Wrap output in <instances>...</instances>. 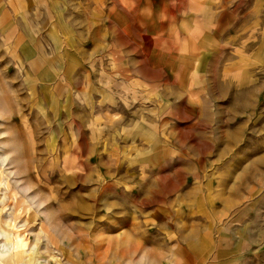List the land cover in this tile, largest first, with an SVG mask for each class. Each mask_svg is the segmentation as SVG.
Wrapping results in <instances>:
<instances>
[{"label": "rangeland", "instance_id": "1", "mask_svg": "<svg viewBox=\"0 0 264 264\" xmlns=\"http://www.w3.org/2000/svg\"><path fill=\"white\" fill-rule=\"evenodd\" d=\"M244 3L0 0L13 264H264V69L238 52Z\"/></svg>", "mask_w": 264, "mask_h": 264}, {"label": "crops", "instance_id": "2", "mask_svg": "<svg viewBox=\"0 0 264 264\" xmlns=\"http://www.w3.org/2000/svg\"><path fill=\"white\" fill-rule=\"evenodd\" d=\"M245 2L243 15L238 12V17L233 18L235 22H243L245 33L244 47L238 49V52L244 55V69H264V0H245ZM237 8L232 6L231 12H237Z\"/></svg>", "mask_w": 264, "mask_h": 264}, {"label": "bare ground", "instance_id": "3", "mask_svg": "<svg viewBox=\"0 0 264 264\" xmlns=\"http://www.w3.org/2000/svg\"><path fill=\"white\" fill-rule=\"evenodd\" d=\"M0 157H3V153L0 155ZM3 162H5V160ZM21 172H22L21 167H18V169L16 170L17 175H20ZM19 188H21L22 191L25 190V187L23 185H21ZM1 202H3V200ZM19 206L22 207L21 205H19ZM2 209L0 208V210H2ZM0 218H2V217H0ZM3 221L5 222V224L7 225V227H9V229H10V234H9L8 240H6V241H8L11 244V248L8 250V253L11 252L14 255V257H12V256L10 257L9 256V258H7L6 257L7 251H5L4 249L3 250H0V256L1 255H2V257L4 256L5 257L4 260L7 261V263L13 264V263H16L18 261V257L20 256L19 253L22 250H24L25 244L20 239H18L19 238V232H21V230H17L18 227L12 225L11 224V221L9 219L8 220L7 219H3ZM1 226H3L2 222H0V227ZM1 231L2 230H0V234H2Z\"/></svg>", "mask_w": 264, "mask_h": 264}]
</instances>
